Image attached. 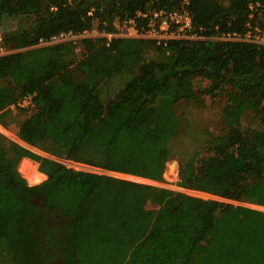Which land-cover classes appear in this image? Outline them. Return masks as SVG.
<instances>
[{
    "label": "trees",
    "instance_id": "16d2710c",
    "mask_svg": "<svg viewBox=\"0 0 264 264\" xmlns=\"http://www.w3.org/2000/svg\"><path fill=\"white\" fill-rule=\"evenodd\" d=\"M252 3L264 25V0H189L207 39L83 38L80 55L72 41L39 44L182 1L0 0V28L32 18L2 34L16 50L0 56V123L55 157L0 132V264H264V210L58 160L161 181L175 158L181 187L264 206V47L212 38L245 31ZM218 95L219 132L189 130L177 106ZM23 157L47 179L30 184Z\"/></svg>",
    "mask_w": 264,
    "mask_h": 264
},
{
    "label": "rangeland",
    "instance_id": "374dc122",
    "mask_svg": "<svg viewBox=\"0 0 264 264\" xmlns=\"http://www.w3.org/2000/svg\"><path fill=\"white\" fill-rule=\"evenodd\" d=\"M31 21H32V18H30V17H20V18L8 17L4 20L0 30H2V32L4 33L6 31H11V30H16L18 28L27 27L30 25ZM114 25L116 26L117 29H116V31H113V32H118L117 31L118 30V20L114 21ZM113 32L102 31L96 25L95 27L90 29V31L87 35L82 34V35H78V36L74 37V39L77 41L76 44L78 46L79 54L81 55L82 50H83L81 45H80V41L83 38H87V37H89V38H100L101 37L102 38L105 35H107V33H113ZM15 50L16 49H12V48H8V47L3 46V49L0 51V56L3 54L11 53L12 51H15ZM121 81H123V79L121 80L120 78H118V82L121 83ZM199 84L201 87H205L208 84V81L200 79ZM226 99H227V97L225 95H218L215 97L206 96L204 103L202 105H195L193 103L182 102L177 106L176 110H177V113H179L180 115L183 114L185 116L184 122L189 126V130L190 129L196 130L197 132H199L202 135V137L206 138L209 134L217 133L221 129V126H222V124H221L222 110L226 104ZM29 106H31V103H29V102L25 103V105H23V106L18 105L19 110L21 111L22 117L27 115L29 112L22 111L21 108H27ZM0 132L4 133L8 137L12 138L13 140H15L16 142L21 144L22 146L32 150L33 152H35L37 154H40L42 156L52 157L55 159V157L49 155L48 153H46V152H44V151H42V150H40L34 146H31V145L25 143L24 141H22L17 136L16 127H15L14 123H11L7 127L0 123ZM202 154H204L203 151H202ZM58 160L65 163L66 165L74 167L76 169L91 170V171L101 173L105 176H112L115 178H124V179H129V180H133V181H137V182L148 183V184L155 185L157 187L167 188V189L174 190V191H182V192H186V193H189L192 195L200 196V197H203L206 199L212 198V199H217V200L222 201V202L234 203V204H239V205H246V206L253 207L256 209L264 210V206H262V205L252 204V203H247V202H241V201H236V200H230V199L223 198L220 196H216V195H213L210 193H206V192H202V191H196V190H189V189L181 187L179 185L180 163H179V160H177L175 158L171 159L168 162L164 176H163V180H161V181H155V180H151V179H147V178H143V177H138V176L136 179H133L130 176H128V174L108 171V170H105L103 168H97V167L89 166V165H86L84 163H80V162H77L74 160L62 159V158H59ZM30 161H34L38 164V162L32 158L23 157L20 160L19 165H18V169H19L20 173L24 176L22 169L29 170V176H30L29 182H30V184H38V182L41 183L44 180H46L47 178L44 179L46 177V174L42 173L38 169L39 164L37 167L36 166L33 167Z\"/></svg>",
    "mask_w": 264,
    "mask_h": 264
},
{
    "label": "built area",
    "instance_id": "2783aa9c",
    "mask_svg": "<svg viewBox=\"0 0 264 264\" xmlns=\"http://www.w3.org/2000/svg\"><path fill=\"white\" fill-rule=\"evenodd\" d=\"M182 8L176 10H156V11H139L135 16L125 18L118 21V32L107 33L104 36L108 44L116 37H142L155 40L158 44L166 46L171 40H198L207 39L208 36L204 34L202 27L195 28L192 15L187 8L189 0H181ZM258 3L250 5V15L247 22L246 30L243 32H222L215 37L221 41H240L257 44L264 47V25L259 24L254 20L255 7ZM88 30L74 33L61 32L52 36L47 40H41L39 45H49L58 42L72 41L76 44L74 37L78 35H87ZM2 30H0V43L2 41ZM89 38V37H87ZM3 46L0 45V51ZM31 103L32 97H27L19 102V106L25 103ZM133 179L137 176L128 175Z\"/></svg>",
    "mask_w": 264,
    "mask_h": 264
}]
</instances>
